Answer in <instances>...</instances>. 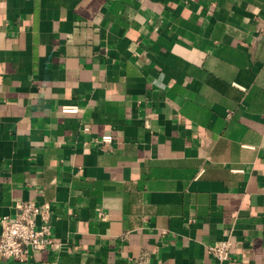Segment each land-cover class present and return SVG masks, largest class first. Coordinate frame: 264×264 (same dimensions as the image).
Segmentation results:
<instances>
[{
    "label": "crops",
    "instance_id": "crops-1",
    "mask_svg": "<svg viewBox=\"0 0 264 264\" xmlns=\"http://www.w3.org/2000/svg\"><path fill=\"white\" fill-rule=\"evenodd\" d=\"M23 200L62 246L0 264H217L227 238L264 264V0H0V217Z\"/></svg>",
    "mask_w": 264,
    "mask_h": 264
},
{
    "label": "built area",
    "instance_id": "built-area-1",
    "mask_svg": "<svg viewBox=\"0 0 264 264\" xmlns=\"http://www.w3.org/2000/svg\"><path fill=\"white\" fill-rule=\"evenodd\" d=\"M110 140L111 137L108 135L101 138L102 142ZM15 207L16 211L13 216L0 217V261L10 259L25 262L29 261L35 252L60 250L62 242L52 233V215L48 202L23 200L18 201ZM231 245L229 238L219 240L209 244L207 252L217 264H224L231 258ZM147 263L148 254L142 252L132 258L129 264ZM44 264L55 263L45 262Z\"/></svg>",
    "mask_w": 264,
    "mask_h": 264
}]
</instances>
